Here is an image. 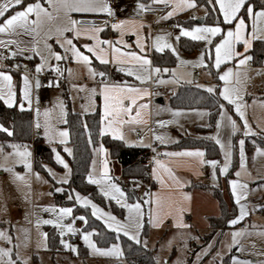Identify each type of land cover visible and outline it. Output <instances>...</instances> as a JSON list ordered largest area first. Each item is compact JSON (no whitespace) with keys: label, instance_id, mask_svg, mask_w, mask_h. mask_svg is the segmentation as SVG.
Wrapping results in <instances>:
<instances>
[{"label":"snow or ice","instance_id":"snow-or-ice-1","mask_svg":"<svg viewBox=\"0 0 264 264\" xmlns=\"http://www.w3.org/2000/svg\"><path fill=\"white\" fill-rule=\"evenodd\" d=\"M153 3L170 5V10L160 17L162 20H168L177 13L198 7L197 0H153ZM208 7H205V16L215 14L214 23L211 25H196L191 28L183 27L177 24L179 33L175 36V40L179 41L181 37L190 38L192 41H202L205 44V50L200 53L198 61L193 63L191 61L181 60V64H192L193 67L203 68L208 75H215L218 83L216 85H202L197 84L198 88H203L210 96L219 98L216 104L218 118L215 121V128L217 130L215 135L207 137L213 140L219 146L224 155V163L220 167L222 174H227L231 156L232 143L228 140L225 143L220 138V130L223 127H230L231 134L243 129V136L256 135L253 132L248 119L246 117V104L244 97L250 95L249 86L259 87L264 91V61L260 62L258 67H253L254 57L251 55L254 41H264V0H205ZM144 3L138 4V15L146 11ZM72 13H96L107 14V16L115 21L110 24L113 30L120 33V38L116 41L109 39H101L99 33L104 31V28L109 26L108 21H104L101 26L88 24L82 26V22L74 19ZM197 19V17H193ZM159 23V20L157 21ZM145 27L143 22L132 20H115V12L110 0H34L25 4V0H0V101L11 108L17 106V92L13 80L12 69L21 72L22 88L21 99L18 107L21 111L25 110V103L28 109H32L33 104V87L39 89L41 82L39 75L45 70H49L56 75V79L49 80V87H60V78L64 77L65 72L71 78L74 74L72 68H62L61 63L71 60L77 65L83 66L88 74V77L93 80L94 86L89 87L87 84H75L72 88L77 92L87 93V107L81 105L83 114L89 111L96 110V97H102V111L99 119L98 136L103 138L106 135H111L115 140L124 141L128 146L139 144L141 146L150 147L156 153V148L151 144H144V138L140 137L138 141L129 143L126 140L124 133V126L130 124H146L147 120L143 118L144 110L149 108L148 103H144L145 97L151 96L152 93L147 87L143 85L148 82L156 84L179 83L180 80L175 78V70L168 68H161L153 66V61L146 54L145 44L146 39L152 41L151 48H154L158 53H164L165 50L177 56L179 54L174 45L166 39V36H171V33L158 34L154 38L149 33L148 37H144L142 29ZM151 28V25H147ZM131 31V34L136 37L135 46L139 51H134L132 45L128 44L124 39V35ZM70 33L71 35H66ZM82 36L87 37L92 41L90 44H83L82 51L74 40H78ZM22 37H29L28 41ZM54 39V43L59 45L63 51H56L53 44L49 43ZM243 45V51L237 50V45ZM31 55H28V54ZM87 53V54H85ZM17 57L25 59H32L39 57V63L34 67V71H29L27 65L15 63L8 65L5 63L9 60H15ZM93 58L99 61L102 65L114 63L119 66L121 72H126L128 76H134L136 81H139L141 86L129 85L127 82H112L105 71H98L92 67ZM224 65V70L221 71V66ZM172 72L173 79L171 81L161 78L162 73ZM97 77L100 79L97 81ZM260 79L259 85H253V81ZM188 83H192L191 80ZM175 94V93H174ZM255 103V101H254ZM264 107V100L261 102ZM37 107L35 108L36 119L34 128L37 132L43 128V135L49 144H54L58 140L61 145H65L63 151L68 156L73 155V149L67 147L70 142V131L67 127L58 128L56 124L67 125L68 112L62 100L57 99L55 107L59 109V115L53 123L52 111L53 109H45L43 112L44 121L40 120L41 110L39 107V99H36ZM232 109L238 118L243 122L242 126L237 124V120L233 119L229 114V109ZM195 111L196 114L203 118L211 116V112ZM185 114L184 109H177L172 111L173 119L157 120L155 123L160 127L176 123V118ZM85 130H88L87 122H82ZM204 127H211L210 124L202 125ZM0 132L5 133L8 137L14 135L12 128L5 127L0 124ZM153 139L164 145L169 142V139L164 135H157L153 133ZM178 143V141H176ZM88 143L92 144V136L89 131ZM239 170L234 175L235 179L229 181L231 195L234 204L238 207V214L233 218L228 219L226 224L229 228H234L238 223L244 221L250 215L251 210L247 203H242L246 200L249 192H264V164L257 170L256 176L253 177L252 172L247 167V157L245 155V140L239 139ZM11 149L6 151L5 148ZM54 154L55 161L62 165L66 170L62 176L57 174L47 165L41 167L48 173V175L57 184H69V178L72 169L65 159L57 151L56 147L51 148ZM94 158L91 160V169L87 174V182L89 184L98 185L102 196L109 201H115L120 208L126 210L124 218L118 219L116 215L111 212L104 211L97 206L88 196H83L79 192L73 190L74 195L69 194L67 199L73 201L85 208H91V216L96 219L103 220L106 228L117 234L116 239H119V234H123L128 240L140 245L143 249H148L147 239L141 240V235L145 227V209L148 205L147 223L153 228H160L164 221L171 217L173 226L180 230L177 236L167 242L166 246H162V250L166 247L171 249L178 239L180 241V250H187V241L189 239L199 240L198 236L191 234L192 225L184 222V214L190 212L191 195L185 193L182 189L185 183L174 173L173 169L166 166L157 156L163 155L165 157H196L199 158L200 164H208L214 170L220 163L218 160H205L206 152L201 149L182 150L178 152H164L157 153L153 156L154 166L151 169V177L156 180L161 189L169 190L165 195L163 192L152 193L150 191L144 192V197L132 199L130 194L123 190L114 178L109 174V160L107 159L108 150L101 142L98 147L92 149ZM99 154L101 157V167L97 172V160L95 155ZM32 152L29 145L19 143H9L7 145L0 144V170L9 174V182L15 186L16 190L22 193L26 203L31 205L32 193V176L40 183L47 184L48 181L41 177L39 172L33 173L32 166ZM264 160V148L259 146L255 149L253 156V164L255 165L257 159ZM22 165L25 173L16 171V166ZM167 174V179L161 174ZM242 173L248 177V180H242ZM212 179H217L215 171H213ZM259 180L255 188H249V181ZM135 188L140 187L138 181L132 182ZM216 186V185H214ZM133 189V192L135 191ZM56 192L64 191L61 187L55 188ZM176 192L179 199H174L171 195ZM48 195H51L49 192ZM0 216H6L7 213V196L0 190ZM41 211L52 214L51 218H42L38 214L33 221L30 217L33 213L29 210L25 212L24 219L28 224H31L37 230L38 236L41 238L36 244L37 252L43 248L48 250V233L41 232V225H51L59 230L61 237L60 243L67 249L77 252L74 245L67 243L63 237L67 233L75 234L77 229L73 223H64L65 218L72 217L73 207H57L55 205L41 207L35 205ZM256 210L264 208V205L257 204ZM79 219L85 224L88 223L86 216H80ZM0 223L7 224L8 227L0 228V264H30L32 255L27 254V249L31 244V229L20 224H13L9 219H0ZM256 225H252L255 228ZM99 235L93 229L92 231H83L82 239L93 254H100L106 257H116L117 259L124 257L123 249L120 245L113 243L108 248H100L93 241L92 237ZM230 235V243L225 245L228 251L235 248L239 252L251 251L256 248V243L251 242L249 246L241 243L242 239H247L253 233L247 229H237L230 233L220 232L218 236ZM262 241H264V230L256 233ZM213 248V242H209L201 249L200 253H196V262L203 259V256L209 254V250ZM35 254V253H33ZM78 254V253H77ZM255 255L264 257V251L254 253ZM220 253L217 252L214 259L218 258ZM153 264H168V260L160 256L153 257ZM194 262V264H196ZM173 264H186L183 260L178 258ZM219 264H223L220 259ZM231 264H254L251 260H241L237 256L231 257ZM258 264H264V259L260 260Z\"/></svg>","mask_w":264,"mask_h":264},{"label":"rangeland","instance_id":"rangeland-1","mask_svg":"<svg viewBox=\"0 0 264 264\" xmlns=\"http://www.w3.org/2000/svg\"><path fill=\"white\" fill-rule=\"evenodd\" d=\"M205 7H208V6L202 5L199 8L200 11H199V9L197 11H195L193 17H197V19H193V17L191 18V12H189V13L184 14L182 16H178L179 20H176V18H174L173 19V20H175L174 23L176 25L177 24L182 25L183 27H186V28H191V27H194L196 25L206 24V23L188 24L189 19H192L193 22H195L197 20L206 18L207 16H204ZM171 20L172 19L161 20L159 23L170 22ZM178 31H179V29H178ZM166 33L172 34V32H170L166 28H161L156 33H154L152 37L154 38L158 34L163 35ZM145 37H147V36H145ZM183 38H186V37H183ZM166 39L168 40V42H170L174 45V47L177 49V52L179 54V59H178L177 56L173 55L170 52V50H167V49L165 50V51H169L175 58V65L171 68H168V69H170V70L174 69L175 70V78H178L180 80V82L179 83H171L170 82L167 84H156V83L150 81L151 83H153V84H155L161 88L162 87H164L165 89L167 88V90L162 91L160 94H158V96H156L158 98L161 97L164 99L165 104L163 106L160 104H156L155 102H152V98H150V96L144 98L143 102L149 104V108L147 110H144V114L147 116L148 123L149 122L155 123V121H157V120L173 119L171 113H172V111H175L177 109L173 108L170 105V99H171L173 93L177 91L178 87H181L182 85H185V86L191 85L192 83H188L189 80H191L192 82L202 81L208 77L209 80H207V81H211L210 75H208V73L206 71H204L203 68L193 67L192 64H181V62H180L181 60L191 61L193 63L197 62L198 58L200 56V53L205 50L204 42L198 41L203 45V49H201L200 51H197L195 53L188 54V53H185L181 50L180 40L176 41L175 36H173V34L171 36H166ZM187 39H190V38H187ZM148 41L150 42L149 39L145 40V44L147 46L149 43ZM151 43H152V41H151ZM151 49L154 50V48H151ZM147 53L148 52L146 51V54ZM223 69H224V66L222 65L221 71H223ZM123 73L126 74V72H123ZM75 76L76 77H82V76H78V75H75ZM132 77L135 80V77L134 76H132ZM161 78L171 81L173 79V74L171 71L169 73H162ZM80 80H83V78ZM127 82L129 84H134V83L129 82L128 80H127ZM150 82H148L147 84H145L143 86L144 87L147 86ZM135 83H137L136 85L141 86L139 81L135 80ZM163 85H165V86H163ZM55 89L57 90L59 88L56 87ZM61 92H62L63 97L61 98L59 90H58L57 97L64 102V104L66 106V110H67L66 99H68V101L70 102L71 109L74 113H77L83 117L88 115V114L93 113L92 111H89L87 114H83V115L81 114L83 112L81 105H85V107H87V99H86L87 93L77 92V90L72 88V87L70 89H67V87H65V86L61 87ZM100 102H101V99L99 96H97L96 100H95L96 109L98 108V105H100ZM102 103H103V100H102ZM184 110H185V114L176 118V120H177L176 123L167 125L166 127H163V128L155 123V129L152 130V137H153V133L155 132V134H157V135H164L166 138L169 139L168 143H172V142H176L179 140L178 134L181 133L183 135H188V136H192L195 138L197 136L201 135L203 139L214 142L213 140L207 139V137L215 135L217 132L216 128H214L212 131H209V130H207L208 127L202 126L205 124H209L208 117L205 116V117L201 118L196 114L195 111H189L190 109H184ZM195 110L204 111L202 109H195ZM229 114L232 115L233 119H236L234 111L231 108L229 109ZM58 115H59V109L56 107V111H55L54 116L57 117ZM237 124L241 125L238 120H237ZM146 125H142L139 127L135 126V125H125L123 130H124V133H126V140L129 143L134 142V141H138L136 136H138V134H140V133L145 132ZM195 126H197V127H195ZM56 127L61 128V129L65 128V126L63 124H57ZM198 127L200 129H198ZM126 130H128V132H126ZM240 132H242V127H241V130L236 132L234 135L231 134L230 127H223L220 130V138L225 143H227L228 140H231V143L233 145L231 162H230V167H229L228 173L222 174L219 170L220 167H222V165L224 163V155H223V152H221V150L219 148L221 161L217 165L216 169L214 170L208 164L205 167V168H210V173L212 175H213V171H215V175H216L217 179L214 181L212 178H209V179L205 178L204 179L202 177H199L200 178L199 181L204 183V184H207L210 186L216 185V186H214V188L213 187H211V188L210 187H208V188L187 187L188 186L186 183L187 180H185V179L189 176L187 174H185L183 171V169H185L184 168V165H185L184 160L181 161L180 163L178 162L177 166H170V168L173 169L174 173L180 178V180L185 183V187L182 189V191L185 193H189L191 195V201H190L191 211L186 212L184 214V222L192 225V229L190 230L191 234L193 236H198L199 240L197 241V240L189 239L187 241V245H188L187 250H180V248H179L180 241L177 239L171 249H167L165 247L162 250V246H166L167 242L169 240L173 239V237L177 236V233L180 230H178L177 228H175L173 226V221H172L171 217H168L164 221L163 225L160 228H153L147 223L148 224L147 234L144 235L142 232L141 240L143 241L144 239H147L148 249L155 251V256H160L164 259H167L168 264H173V262H175L178 258H180L181 260L186 262V264H194V262H196V253H200L201 249L203 247H205L209 242H213V248L211 250H209L208 255L203 256V259L199 262H196V264H219L220 259L223 260V264H231V257L232 256H237L241 260H251L254 262V264H258V262L260 260L264 259V257H261V256L254 254V253L259 252V251H264V241H262V239L256 235L257 232L264 230V208H261L259 210H256V208H255V206L257 204L264 205V192H260V191L249 192L247 199L242 201V203L248 204V207L251 210L250 215L248 217H246L244 221H241L236 226H234V228H226L223 230H217L216 232H214L212 234V230L209 227V218L212 216H216L219 213L218 200L214 196L215 188L216 187L219 188L221 180L223 178H226L229 176L228 177V189H229V193L231 194L229 181L231 179L236 178L234 173L237 170H239V145H238V141H239V139L243 138L240 136ZM148 141H149V134H146V136L144 138V144H148ZM135 145L141 146L139 144H135ZM52 147H56L57 151L60 152L61 156L69 164L68 158L70 156H68L67 153H65L63 151V148L65 147V145H61L58 141L57 144L50 146V148H52ZM67 147H71L69 145V143L67 144ZM94 147H98V145L93 146L92 149ZM29 148H30V151L32 152V158L31 159H32L33 173L39 172L41 177H43V179L47 180L48 183L44 184V183L37 182L35 180L34 175L32 176V193H31V201L32 202L30 205V204L25 202L22 193L18 192L16 190L15 186L9 182V174L5 173V175H3V176L0 175V190H2L5 193V195L7 196V201H6L7 213H6V216H0V219H9L12 221L13 224L18 223L20 225H23V226L31 229V244H30V247L27 249V254L32 255V260L30 261V264H115V263H123L124 264L125 263L124 257L117 259L116 257H106V256H102L100 254H93L91 252V250L87 247L84 240L82 239V232L83 231H92L93 229L89 228V220H88V223L85 224L84 222H82L79 219L80 216L74 215V211H73L72 217L65 218L64 223L65 224L70 223V222L73 223V226L77 229V232L75 234L80 235L79 242L77 244H73L76 247L77 252H73L70 249H67L62 244H61L62 250H61V252H58L56 254L55 258L52 257V254L50 252H48V250H44L43 248H41L37 252L36 244H37L38 240H40L41 238L38 236L37 230L35 229V227L31 224H28L25 221V219H24L25 212L30 210L33 213V215L30 217V219H32L34 221L37 214L39 216H41L42 218H45V219L52 217V214H50L48 212L41 211L39 208L34 207L35 205H39L41 207H47V206L55 205L57 207H73V209H74V206H72V205L63 206V205L57 204L55 196H56V194H60L62 192H56L55 188L56 187L64 188V185H66V184H57L48 175V173L45 170L44 171H36L34 169V163H33L32 145H29ZM244 148H245V155L247 157V167L252 172L253 177H255L257 170L261 168V164H264V160H260L258 158L256 164L254 165L253 164V156L255 155V150H254L253 154L250 156L246 150V145L244 146ZM51 153H52V151H51ZM92 154H93V151H92ZM93 158H94V154L92 155V159ZM95 159L97 160V172H99L100 155L96 154ZM52 161L54 163V166L50 163H45L44 165H47L49 168H51L57 174V176H62L66 170L62 167V165L58 164L55 161V157H54L53 153H52ZM235 161L237 162V166H236L235 170L233 171V174L229 175L231 173V169H232ZM109 162L111 164H114V170H116V168H117V167L115 168L116 164L119 166L117 161H111L109 159ZM69 166H70V164H69ZM143 166L149 168L147 166V164H144ZM15 170L18 172H21V173L26 172V169L22 165H17ZM161 174L165 177V179H167V174L163 173V170H161ZM112 177L114 178V182L117 183L122 189H123V186H126V185H130L131 189L135 188V185L132 182L131 183L128 182L120 174H118V175L113 174ZM241 179L242 180H248V177L244 176V174L242 173ZM70 180H71V176L69 178V182H70ZM131 181H134V180H131ZM135 181H138L140 183V187L135 188L137 198H146V197H144L145 191H150L152 193L163 192L165 195H167L169 193V190H167V189L162 190L161 185L157 181L155 182L156 183L155 188H152L153 186L150 184V181H148V182H144L142 180H135ZM258 183H260L259 180L249 181V188L250 189L255 188L256 184H258ZM95 186L97 188L98 193L102 196V194L99 190V186L98 185H95ZM49 192L51 193V195H48ZM75 192H77V191H75ZM72 195H74V192ZM81 195H83V194H81ZM171 195L174 199H179L178 193L172 192ZM83 196H85V195H83ZM231 198L233 200L232 195H231ZM0 199H3V198L0 197ZM103 199L106 202V204H104V205L96 203L93 199H91V200L95 204H97L98 207L103 209L104 211L111 212L113 215H116L118 219L122 220L124 218V216L126 215V210L120 208V206L117 205L115 203V201H109L108 199H106L104 197H103ZM75 206H79L85 210H88L89 214L91 215L90 206L85 208V207H83L77 203H75ZM114 206H116L119 210H115L113 208ZM148 207H149L148 205L144 206L145 213H146V215H145V221L146 222L148 219V217H147ZM237 214H238V207H237ZM83 216H85V215H83ZM93 218L95 220L99 221L101 224H103V226L106 228V226L103 223V220L96 219L95 217H93ZM78 223L82 224V226L80 228H77ZM241 224H244L246 226V229L253 233V235L248 237L247 239H242L241 243H243L247 247L250 245L251 242H255L256 248L252 249L251 251H245V252H239L235 248H232L231 251H228L226 249L225 245L230 243V235L218 236V233H220V232L230 233L233 230L243 229L240 226ZM252 225H256V227L252 228ZM6 227H8L7 224L0 223V228H6ZM48 229L55 230V232L59 235V230L54 228L51 225H41L40 231L41 232H47ZM110 232H112V231H110ZM112 233L117 235L115 232H112ZM71 234H73V233H67L66 232L63 239L67 242V236H69ZM119 236H123V234L121 233V234H119ZM59 238L61 239L60 236H59ZM92 239L96 243L94 236L92 237ZM2 243L3 242H0V244H2ZM115 243L120 245V247L122 248L121 242L119 240H117V242H115ZM112 244L102 247L96 243V245L100 248H108ZM83 248L86 249L87 257L80 256L81 250ZM217 252L220 253V256L218 258L214 259ZM33 253H35V254H33Z\"/></svg>","mask_w":264,"mask_h":264},{"label":"trees","instance_id":"trees-1","mask_svg":"<svg viewBox=\"0 0 264 264\" xmlns=\"http://www.w3.org/2000/svg\"><path fill=\"white\" fill-rule=\"evenodd\" d=\"M33 0H27L25 3ZM144 4H153V0H135ZM198 7L206 5L205 0H197ZM215 14H209L204 20V23L211 25L214 23ZM197 22H192L194 24ZM180 48L183 52L191 54L203 49V45L198 41H192L191 39L181 38ZM251 55L254 57V64L260 65L261 61H264V41H257L253 45ZM153 66L161 68H171L175 65V58L169 52L153 53L152 55ZM215 82L218 83L214 72ZM67 101L68 112V124L65 125L70 131L69 145L73 149V155L70 156L69 164L72 169L71 180L69 184L64 185L62 193L56 194L55 199L58 205H72L74 206V215H85L89 220V228L95 229L99 235H94V239L99 246H108L117 242L114 233L107 230L103 224L95 220L88 212L79 206H75L74 201L67 199L69 194H73V190L90 197L96 203L106 204L103 197L98 193L97 188L93 184L87 182V174L90 171L92 160V147L103 143L104 147L108 150L111 160L118 161L122 167V177L128 180H142L148 182L149 180V168L143 166L149 159V149L141 147L127 146L124 141L115 140L109 135L103 138L98 136V127L100 119V111L81 116L74 113L71 109L70 102ZM220 102L219 98L210 96L203 88L197 86H183L177 89L176 93L170 99V105L175 109H202L211 112V116L208 117L209 124L207 130L212 131L215 128V121L218 118L216 104ZM82 122H87L88 130H85ZM33 116L30 110L21 111L17 106L7 107L3 101H0V124L5 127L12 128L14 135L8 137L5 133L0 132V144L19 143L32 145L33 148V163L36 171H44L41 165L50 163L54 166L52 161L51 148L48 146L40 135L34 137L33 135ZM89 131L92 136V144L88 143ZM264 148V137H252L247 139L246 150L251 156L256 147ZM173 149H190L200 148L206 152V160L215 159L221 161L219 147L212 141L206 139H192L183 138L177 144L170 146ZM6 151L11 149L5 148ZM237 162L235 161L231 173L235 170ZM229 177V176H228ZM228 177L224 178L220 182V187L215 188L214 196L218 200L220 214L218 216H212L209 218V226L212 230V234L217 230H223L229 228L226 224L228 219L237 215V206L234 204L231 194L228 189ZM130 184V183H129ZM123 189L130 194L132 199H137V194L130 185L123 186ZM115 210H119L116 206ZM148 231V224L145 221V227L143 234L146 235ZM48 252L55 258L58 252H61L62 245L60 243L59 235L55 230L48 229ZM211 234V235H212ZM121 242V246L124 252V264H153V257L155 251L145 250L140 245L134 244V242L128 240V238L119 236L118 239ZM82 257H87L86 249L81 250ZM123 264V263H115Z\"/></svg>","mask_w":264,"mask_h":264},{"label":"crops","instance_id":"crops-1","mask_svg":"<svg viewBox=\"0 0 264 264\" xmlns=\"http://www.w3.org/2000/svg\"><path fill=\"white\" fill-rule=\"evenodd\" d=\"M25 1H27V0H25ZM121 1L123 3V7H122V9L120 11V14H119V20H132V21H137V22H143L145 24V27L142 29V33L141 34L144 37L145 36L148 37L149 33H150L151 37H152L153 34L156 33L157 31L156 32H151L150 28L147 27V25H149V21L143 17L142 13H140L139 15L137 14L138 13V4L140 2H137L135 0H121ZM30 2H34V0L30 1ZM27 3H29V2H27ZM153 4H156V3H153ZM151 5L152 4H145V6H151ZM199 8L200 7H197L195 9H187V10L181 11V12L177 13L175 16H173L170 19L173 20L174 18H176V20H179L178 16H182V15L187 14L189 12H191V18H192L194 16L195 11H197ZM199 11H200V9H199ZM77 16H107V14H103V13H100V14H96V13H72V17L74 19ZM204 16H205V14H204ZM200 20H201V22H200ZM200 20H197L195 22H197L198 24H203L205 18L200 19ZM173 21L175 22V20H173ZM192 22H193V20L189 19L188 24H190ZM178 33H179V31H177L176 33H172V34H173V36H176ZM66 35H71V34L68 33ZM99 36H100L101 39H109V40H112V41H116L117 39L120 38V33L118 31H116V30H113L112 28H107V29H104V31H102L101 33H99ZM0 38H5V37L0 36ZM22 39H24L25 41H28L30 38L29 37H22ZM123 39L128 44L132 45V49L131 50L139 51L136 48V46H135L136 37L131 34V31L127 32V34L124 35ZM255 42H257V41H254L253 45H254ZM49 43L53 44L54 50L61 51V52L63 51L62 49L59 48V45L54 43V39L50 40ZM74 43H76L78 47H81L83 44L92 43V41L89 40L87 37L82 36L78 40H74ZM150 46H151V40L148 43V46L146 47L145 51L148 52L147 55L152 60L153 53H158V52H156L155 49L152 50ZM1 50L2 49H0V51ZM81 50L85 51L82 47H81ZM237 50L238 51H243V45L242 44L237 45ZM85 54H87V53H85ZM28 55H31V54L29 53ZM16 59L20 60L23 63V65L26 64L28 68L29 67L34 68L35 65L40 62L39 61V57H33L30 60L29 59H25L23 57H17ZM61 67L62 68H72L74 70V74H73V76L71 78H69L68 77V73L65 72L64 77L60 78L62 80V82L60 81L59 89L56 90L55 89L56 87H49L48 85H43L42 82H41V79L39 78L40 82H41V87L39 89H36L35 87H33V93H32L33 94V104H32V109L30 111L32 112V116H33V123H32L33 124V127H32L33 135H34V137L37 136V135H40L43 138L44 142L48 146L57 144L58 141H56V143H54V144H49L47 139L43 135V131H44L43 128H41L38 132L34 128V123H35V119H36L35 108L37 107L36 99L37 98L39 99V107H40V110H41V117H40L41 122L43 123V121H44V116H43L44 110L45 109H53L52 117H53V123L55 124L56 117L54 116V114H55V111H56V107L55 106L57 104V98H58L57 95H58V90H59L61 98L63 97L62 96V92H61V87L62 86L67 87V89H70L72 87L71 85L73 83H75V84H87L89 87L94 86L93 80H91L88 77L87 71H86V69L83 66L77 65L74 62H72L71 60H69L67 62H62L61 63ZM92 67L96 68L98 71H105L107 73V77L114 83L115 82H127V80H128L129 82L134 83V84H129L127 82L129 85H136L137 84V83H135V80H134V78L132 76H128V75L124 74L123 72H121L119 70V66L114 64V63H109L108 65H102V64L99 63V61H96L93 58ZM253 67H258V66H256L253 63ZM204 71H206V70L204 69ZM214 72H215V70H213V74L210 75L211 81H207V80H209V78L207 77L206 79H204L202 81H194V82H192L191 85H194V86H196L197 84H202V85L213 84V85H216L218 83H222V82H218V83L215 82ZM42 73L48 74L49 80L56 79L55 73H53V72H51L49 70H45ZM12 75H13V80H14V83H15V86H16V92H17L16 99H17V105H18L20 103V99H21V95H22V93H21L22 80H21V76L19 74L12 73ZM75 75L82 76V77H76ZM82 78H83V80H80ZM96 79L98 81L100 78L97 77ZM151 84H153V83L150 82L147 86H145V87H147L149 89L150 92H151V89H150L149 86ZM259 84H260V79L259 78H257L256 80L253 81V85H259ZM191 85H187V86H191ZM136 86H138V85H136ZM163 86H165V85H163ZM183 86H185V85H182L181 87H183ZM178 88H180V87H178ZM165 90H167V88L165 89L164 87H162L161 92L165 91ZM248 91H249L250 95H246L244 97V100H245L246 104L248 105V107L246 108V117L248 119V122H249L253 132H255L256 135H250L251 137L250 136L249 137H244L243 136V129H242V132H240V136L244 138L245 145H246L247 139H249V138L258 137V136L259 137H264V107H262L261 103H260L262 100H264V91H262L259 87H254V86H249ZM174 93H176V92H174ZM174 93H173V95H174ZM150 98H152V102H154V100L156 98H158V97L153 98V94H152L150 96ZM100 99H101L100 105H98V108L94 112L99 110L100 113H101V111H102V108H101V106H102V97H100ZM254 101H255V103H254ZM25 110H29L26 103H25ZM204 111H206V110H204ZM206 117H209V116H206ZM143 118L145 120H147V123H146L147 125L146 124H130V125H135V126H138V127L142 126V125H146L145 132L144 133H140V134L143 135V138H145L146 134H149L148 144H151L152 147L156 148V152L164 153V152H168V151L169 152H178V151H182V150L200 149V148L173 149V148L170 147V146H172L174 144H177V142L167 143V144H164V145L160 144L158 141H155L153 139V137H152V130L155 129V123H152V122L148 123L147 116L144 113H143ZM235 118L242 125L243 122L238 118V116L236 114H235ZM55 126H57V124ZM195 127H197V126H195ZM198 129H200V128L198 127ZM126 132H128V130H126ZM140 134H138V136H136V138L138 140L140 138V136H139ZM178 135H179L178 142L181 141L183 138L203 139L201 135L197 136L196 138L192 137V136H188V135H183L181 133H179ZM109 136L111 137L110 134H109ZM125 137H126V133H125ZM132 147L148 148L149 150H152V148L145 147V146L134 145ZM201 150H203V149H201ZM107 159L108 160L110 159L109 153H107ZM204 159L206 160V156L204 157ZM183 160L185 161V163H184L185 164L184 165L185 169H183V171H184L185 174H187L189 176V177H187L185 179V180H187L186 181V183L188 185L187 187H194V188H208V187L211 188V187H213L214 188V186H210V185L204 184V183L199 181V179H200L199 177H202L204 179L205 178H208V179L212 178V174L210 173V168H205L207 166V164H200L199 158H196V157H180V158L166 157L162 161L164 162V164L166 166L170 167V166H177V163L178 162L180 163ZM111 161H115V160H111ZM118 164H119V166L116 164L115 168L116 167L117 168H116V170H114V164H111L109 162V170H110L109 174L111 176H113V174H115V175L120 174L122 176V167H121L119 162H118ZM100 167H101V157H100ZM90 169H91V167H90ZM151 169L152 168H149V180H150V184L153 186L152 188H155L156 187V183H155L156 180H154L151 177V175H150ZM0 175H2V176L5 175V172L0 170ZM125 180H127L130 183L133 182V181L128 180V179H125ZM218 206H219V203H218ZM219 214H220V208H219L218 215ZM218 215H216V216H218ZM242 225H244V224H241L240 226H242ZM243 229H246V226Z\"/></svg>","mask_w":264,"mask_h":264},{"label":"built area","instance_id":"built-area-1","mask_svg":"<svg viewBox=\"0 0 264 264\" xmlns=\"http://www.w3.org/2000/svg\"><path fill=\"white\" fill-rule=\"evenodd\" d=\"M112 7L114 9L115 12V20H119V14L120 11L123 7V3L121 0H110ZM146 11L142 12V15L145 19H147L149 21V25H151V32H156L158 30H160L161 28H166L168 29L170 32L172 33H176L178 31V28L176 27V24L174 23L173 20H171L170 22H165V23H157V21L159 20V22L162 20L160 19V17L162 15H164L167 11L170 10V5L166 6L164 4L161 5H151V6H146ZM75 19L79 20L82 22V26H86L88 24H94L95 26H101V24L104 21H108L109 22V26L105 27L104 29L107 28H111L110 24L112 22H115L113 20H111L108 16H77ZM4 49H2L0 52H3ZM5 63H7L8 65H12L15 63H19L21 65H23V63L18 60H9L6 61ZM28 70L34 71V68L29 67ZM24 69L21 68L19 71H17L16 69H12V73L15 74H19L21 76V72H23ZM39 78L41 79V82L43 85H48V81H49V76L46 73H41L39 75ZM60 81L62 82V80L60 79ZM151 92L153 94V98H156V96H158V94L161 92L162 88L155 85V84H151L150 86ZM140 137H143L142 134L139 135ZM157 153L160 152H156L154 153L152 150H149V159L148 161L145 163L147 164V166L149 168H152L154 166L152 160H153V156H156ZM162 154V153H161ZM158 159L164 160L166 157L163 155H159L157 156ZM241 228H245V225H242ZM79 238L80 235L79 234H71L69 236H67V242L69 244H77L79 242Z\"/></svg>","mask_w":264,"mask_h":264},{"label":"water","instance_id":"water-1","mask_svg":"<svg viewBox=\"0 0 264 264\" xmlns=\"http://www.w3.org/2000/svg\"><path fill=\"white\" fill-rule=\"evenodd\" d=\"M200 22H201V20H200ZM154 102L156 103V104H160V105H163L164 104V100H163V98H156L155 100H154ZM82 226V224L81 223H78L77 224V228H80Z\"/></svg>","mask_w":264,"mask_h":264}]
</instances>
